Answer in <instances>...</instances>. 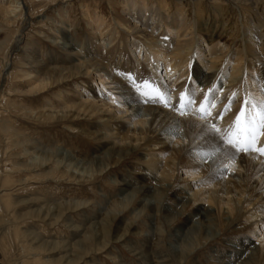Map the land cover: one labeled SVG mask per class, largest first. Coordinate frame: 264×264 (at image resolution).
<instances>
[{"label":"rangeland","instance_id":"1","mask_svg":"<svg viewBox=\"0 0 264 264\" xmlns=\"http://www.w3.org/2000/svg\"><path fill=\"white\" fill-rule=\"evenodd\" d=\"M140 4L137 11L147 16L146 27L128 15L127 0H0V264H264V236L259 238L258 226L249 218L253 206L239 207L233 217L209 207L213 211L204 216L199 209L207 203L185 199L216 184L218 180H210L214 173L225 181L242 174L240 160L220 164L226 147L251 154L252 172L264 164V155L237 150L224 134L235 130L246 98L257 100L261 93L264 99V0ZM155 9L174 21L182 19L183 30L168 29L173 44L196 36L205 51L202 57L215 65L208 85L196 78L193 87L192 67L178 82L177 71L166 77L162 69L161 74L167 89L188 91L192 104L203 98L220 105L212 119L224 121L226 126L214 131L222 139L187 146L201 164L195 177L170 164V176L158 179L165 164L164 169L160 164L149 169L145 144L116 163L106 153L112 140L105 143L99 134L92 135L106 127L77 106L83 88L97 85L95 69L103 74L109 69L106 90L118 94L115 87L121 86L145 99V107L174 113L175 106L177 120L186 113L180 112L176 98L164 103L160 83L148 70L150 61L129 45L159 36ZM97 21L101 26L96 31ZM110 39L111 47L101 50V43ZM86 46L101 57L90 63L95 55L89 56ZM233 69L240 71L233 74ZM199 72L207 84L204 70ZM232 76L237 80L228 82ZM252 108L258 111L254 102ZM165 122L162 128L169 130ZM174 125L182 130L179 122ZM255 148H264L263 138ZM125 183L133 186L123 191ZM143 185L152 186V192H137Z\"/></svg>","mask_w":264,"mask_h":264},{"label":"bare ground","instance_id":"2","mask_svg":"<svg viewBox=\"0 0 264 264\" xmlns=\"http://www.w3.org/2000/svg\"><path fill=\"white\" fill-rule=\"evenodd\" d=\"M142 5H139V0H127L126 9L128 15H132V18H134L136 24H140L139 27H146L147 16H144L142 13L139 14L137 11V9L139 10ZM14 6L10 9H15ZM155 12L159 14L158 21H160V23L158 29H160L161 32L159 36L154 38V40L151 39V42L146 41L144 44L134 42L133 45L131 42L129 45L132 50L135 49L137 52L140 51L139 54L141 52L143 53V56L140 55L142 59L145 57V60L150 61L151 65L148 70L150 71L151 75H155L156 81L158 80L160 83L158 84V87L162 91L163 96L166 98L164 103L168 104L173 98H176L175 102L177 107L180 108V112L186 113L177 120L175 112L176 114L180 113L177 112L178 109L175 106V108L173 107L175 111L174 113H172L173 111L167 112L158 107H145L146 105L141 103L146 102L145 99H141L140 97L137 98L136 95L134 97L129 92H125V89H121V86L120 88H118V86L115 87L119 89L118 94L112 92L113 88L106 90V81L112 78L107 72L109 70L108 68L106 72L104 71L105 74L101 73L100 70L95 69L96 77H98L97 85L91 86V88H88L87 86L83 88L84 91L80 93L82 95L77 106H79L81 108L80 111H84L85 114H92L93 117L96 116V118H99L100 122H102V124L106 127L102 134L96 131L93 132L92 135L99 134L97 137L103 139L105 143H108V141L110 142V140L113 141V143L111 141V144H108L106 153L107 157L112 156L111 158H116V163L120 162V160L124 159L125 156L130 155L132 152L137 150L138 146L141 147L142 144H145L146 155L150 157L148 160H146L149 169L151 168L153 170H157V166H159V164L162 166L161 169H164L163 164H165L166 168L160 173V177H158V179L166 178L168 175L170 176V172L173 171L169 166L170 164L174 166L177 165L182 168L185 176L187 175L188 177H195L197 175L194 173H196V171L201 168V164H199L198 160L193 156L192 151H187V146L188 144L189 146L193 145L195 140H200V146L207 144L211 145L216 140V138H220L219 134L217 135V133L214 132L215 130L213 129V125H215V128L219 129L220 131L226 125L224 124L223 120H220V117L216 116L214 120L212 119L215 112H217V110L219 111L220 105L203 98L199 99L197 105L192 104V100L190 99L188 91L183 90V92L175 93L167 89L165 84L167 81L163 79V75L161 74H163L162 69H165L166 77L177 71L179 74V79L177 80L178 82L181 79L183 80L184 77L188 75L189 71L191 72L192 67V73L194 74L193 78L191 79L192 84L194 85L193 87H195L196 78L202 83L201 85H208L213 82H211L213 77L212 71L215 68V65L213 63L212 66H209L207 60L202 57L205 51H203L202 45L196 42V36L193 35L194 37L183 39L181 42L173 44L171 35L173 33H169L168 29L170 31H172L171 28H173L175 31L178 29L179 31L183 30L184 27L180 26L182 19L180 22H178V20L174 21L175 18L170 19L171 16L169 14H163L161 10L155 9L152 11V13ZM140 15L141 17H139ZM99 22L101 21L94 23V30L96 31L101 26V23L99 25ZM175 25H177V29ZM113 41V39H110L108 41L102 42L101 50L104 49L106 51L111 47ZM86 48H88L87 50L89 52V56L92 54L95 55L94 58L91 56L92 59L90 58V63L91 61H96L97 57H101L100 53L97 52V49L95 50V48L92 46H86ZM135 51L131 52V56L135 57L136 65L139 63L137 65L139 66L140 61L136 59L137 57ZM192 60L195 61L194 64ZM129 62L130 61L128 60L127 64H129ZM238 62L239 61H237V63ZM171 64L173 65L171 66ZM84 65L85 64L83 63L81 67L83 68ZM98 65H102L101 62L98 63ZM56 70L58 69L56 68ZM60 70L62 69L60 68ZM203 70L207 84L203 83L204 81L201 80L202 76L199 75V71L203 73ZM207 71L209 72L206 73ZM239 71L240 69H233V74H236V72ZM141 72L144 76L146 70L142 69ZM236 80L237 79L232 76L231 80L228 82H235ZM228 82L225 80L223 83L227 84ZM201 85L199 87H201ZM96 86L99 87V92L96 91ZM101 87L106 93L100 90ZM225 90H227V88H224L223 91ZM223 91L220 90V92ZM84 95H86L85 98L83 97ZM260 95L261 93H258L257 100L262 99V96ZM182 97L183 100L180 101ZM120 100L123 102L120 103ZM189 100L191 103H188ZM203 108H207L206 113L202 110ZM252 110L253 108H251V111ZM256 112V110H253V115H255ZM199 117L202 119H207V123L198 121ZM166 120H169L168 122L172 121L171 124L167 125L165 122ZM164 122L169 130L162 128ZM175 122H179L180 129L182 130L179 131L178 126H173V123ZM171 130H178V132L172 133ZM258 138H263L264 140V133L260 134ZM186 141H188V143H185ZM195 145L193 147L191 146V148H194ZM225 149V159L220 162V164H225L226 167L229 163L228 158L237 161V163L238 160H240V164H242L244 168L242 174L238 173L236 175L238 177L237 179L233 177L231 180L225 181L224 179H221V175H216V173H214L216 171L215 170L211 173H214L216 176L213 174L211 179H209L213 182L218 180L216 184H210L212 186L207 189V192L199 193L197 191L190 195L188 194V197L184 198L187 201H193L195 203L197 201H203V203H207V208L202 206V208L199 209V213L203 214L204 216L209 215L213 211L210 209L212 207L213 209L214 207L216 209L218 208L220 211H223L224 209L229 213L228 215H230V217H233L235 212H238L239 207H247V205L253 206L252 209H254V212L249 215V218L255 220L254 225L258 226L257 229H259L260 232L259 238L262 240L264 236V164L260 163V166L257 165L255 167V171L252 172L249 168V166L253 168V164H250L253 162V160H250L251 158L249 155L251 154L244 156L239 155L237 152L235 153L232 149L230 150L229 147H226ZM233 163L234 161H232V164ZM230 171H232V168ZM142 179L146 181L148 178L147 176H143ZM132 186L133 184L125 183V188H123V191L129 190ZM137 192H143L146 195L152 192V186H140V189ZM133 193L135 194V190ZM259 195L262 196L259 198ZM257 197L258 200L255 201Z\"/></svg>","mask_w":264,"mask_h":264},{"label":"snow or ice","instance_id":"3","mask_svg":"<svg viewBox=\"0 0 264 264\" xmlns=\"http://www.w3.org/2000/svg\"><path fill=\"white\" fill-rule=\"evenodd\" d=\"M253 102L254 106L258 109L255 115L251 111ZM188 103H191V101L189 100ZM244 103L245 107L241 109L239 115L236 117L235 130L230 128L225 133V139L229 145L239 151H258L261 155H264V148H255L258 136L264 133V99L257 101L255 97H248ZM202 110L205 113L207 112V108H203ZM213 129L217 132L220 131L215 128V125H213Z\"/></svg>","mask_w":264,"mask_h":264}]
</instances>
